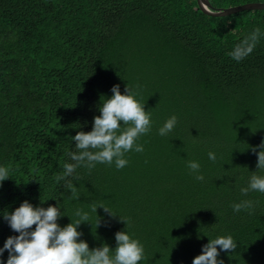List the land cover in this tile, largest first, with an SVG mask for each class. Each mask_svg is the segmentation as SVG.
Returning a JSON list of instances; mask_svg holds the SVG:
<instances>
[{
	"label": "trees",
	"instance_id": "1",
	"mask_svg": "<svg viewBox=\"0 0 264 264\" xmlns=\"http://www.w3.org/2000/svg\"><path fill=\"white\" fill-rule=\"evenodd\" d=\"M256 29L251 53L234 59ZM113 85L151 114L137 141L144 151L126 153L122 169L81 166L57 182L74 163L73 136L91 131ZM173 115L174 129L159 135ZM262 141L264 9L212 16L196 0H0V166L11 176L0 182V248L18 235L3 214L26 200L57 205L61 227L88 213L78 231L90 249L115 248V233L126 231L144 247L140 264H192L208 239L228 235L238 247L220 252L224 264H264V193H241L264 176L251 151ZM245 200L254 207L233 211ZM99 204L115 215L97 207L96 226ZM7 258L5 250L0 264Z\"/></svg>",
	"mask_w": 264,
	"mask_h": 264
},
{
	"label": "clouds",
	"instance_id": "2",
	"mask_svg": "<svg viewBox=\"0 0 264 264\" xmlns=\"http://www.w3.org/2000/svg\"><path fill=\"white\" fill-rule=\"evenodd\" d=\"M259 34L260 30L256 29L250 42L246 40L244 47H237L234 50L231 54L233 58L239 61L251 53ZM111 92V97L106 98L99 107L100 115L94 116L91 131H77L73 136L78 151L70 152L69 157L74 163L64 165L63 174L56 177L57 182L74 176L77 168L81 166L91 170L97 163L108 165L114 163L117 169H122L128 164L126 153L144 151L143 145L137 141L151 130L152 125L151 114L144 108L145 102H139L135 98V93L127 86L123 94L119 90V85H113ZM176 124L177 117L173 115L159 128L158 134L167 136ZM251 151L257 156L256 169H264V141L259 146L251 147ZM208 157L212 161L216 160L213 152H209ZM188 168L192 173H196L197 180L204 179L203 175L199 174L198 162L189 161ZM9 178L10 169L0 166V182ZM75 179L80 177L77 176ZM66 187L70 190L72 198H79L77 188L71 181ZM250 191L264 193V176L255 174L251 176L248 186L241 188V193L247 195ZM97 207L109 215H115L102 204L93 206L92 211L95 214ZM232 207L233 211L239 212L242 209L250 210L254 205L252 201L245 200L233 204ZM75 215L79 217L75 222L61 227L57 221L64 215L57 205H49L46 208L34 207L28 201H23L12 212L7 211L3 214L4 220L18 235L9 236L5 240L3 247L0 248V255L7 250L6 264H140L146 259L141 242L124 230L115 233V248L105 243L90 249L86 241L79 239L82 233L78 231L81 223H91L89 215L79 210ZM98 224L97 216L96 226ZM237 247V242L230 235L208 239V242L202 245L201 254L193 258L192 264H224L220 252L230 253Z\"/></svg>",
	"mask_w": 264,
	"mask_h": 264
},
{
	"label": "water",
	"instance_id": "3",
	"mask_svg": "<svg viewBox=\"0 0 264 264\" xmlns=\"http://www.w3.org/2000/svg\"><path fill=\"white\" fill-rule=\"evenodd\" d=\"M202 12L212 16L228 15L246 9H264V1H248L227 7H214L209 0H196Z\"/></svg>",
	"mask_w": 264,
	"mask_h": 264
}]
</instances>
